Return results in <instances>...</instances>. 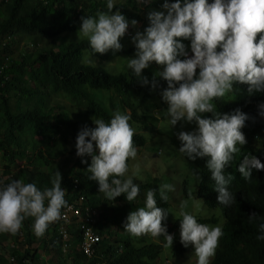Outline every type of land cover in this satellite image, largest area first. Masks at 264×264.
Here are the masks:
<instances>
[{"label":"clouds","instance_id":"clouds-1","mask_svg":"<svg viewBox=\"0 0 264 264\" xmlns=\"http://www.w3.org/2000/svg\"><path fill=\"white\" fill-rule=\"evenodd\" d=\"M136 2L148 4L152 0ZM114 5H118L117 0H105V10L80 17L77 38L87 41L85 59L89 64L95 63L91 59L93 53L111 50L115 54L121 50L120 41L129 26H137V20L128 19L119 8L113 11ZM160 8L149 11L147 26L140 30L139 23L130 36L134 54L126 57L125 67L150 90L157 89L160 80L165 82L159 95L166 104L163 111L168 128L181 122V128L171 134L178 143L168 147L172 146V136L160 131L149 143L151 149L147 143L137 152L132 139L134 129L129 123L131 115L117 110L108 122L92 119L94 127L80 128L75 137V155L81 163H85L84 157H90L87 179L97 183V192L105 200L113 202L123 194L126 201L133 202L140 193L139 183L146 180L139 181L136 175L139 165L128 174L131 159L141 157V161H146V156L152 155L158 158L167 147L169 164L157 163L153 169L157 172L158 165L164 167L162 175H174L175 180L162 183L155 190H143L144 204L128 212L123 230L133 238L162 237L165 248L171 247L174 236L169 233L175 230L174 234L179 236L177 243L183 248L175 256H184L191 245L195 264H210L219 250L225 218L218 208L223 223L211 226L217 222L215 217L197 218L186 211L185 201L189 197L201 199L207 206L203 192L214 191L217 204L228 207L235 197L256 194L254 190L264 193V0H163ZM185 40L189 42L187 47L182 42ZM150 65L158 69L151 80L142 73ZM240 83L247 88L238 97L236 86ZM156 142L159 147H155ZM185 157L189 162L181 160ZM233 165L239 174L229 172ZM186 177L195 180L189 183ZM233 177L239 185L236 191L230 188ZM61 179L56 169L51 186L43 189L22 179L0 182V233L15 235L23 222L31 218L30 227L36 237L43 236L49 225L58 221L57 230L68 240L61 223L69 225L73 217H78L84 222L79 246L91 256L94 245L102 240L99 231L93 230L94 225H99V215L92 216L98 212L86 208L81 215V200L66 206ZM168 200L178 218L175 211L168 215L169 210L157 206V201L162 204L161 201ZM248 221H258L256 239L264 240V220L251 213ZM86 231L96 237L88 251L84 250L88 241ZM72 244L69 242L63 248L69 249ZM14 246L12 243L13 249L18 248ZM6 256L13 262V256Z\"/></svg>","mask_w":264,"mask_h":264},{"label":"trees","instance_id":"trees-1","mask_svg":"<svg viewBox=\"0 0 264 264\" xmlns=\"http://www.w3.org/2000/svg\"><path fill=\"white\" fill-rule=\"evenodd\" d=\"M162 3L163 0L148 4L117 0L113 11L119 8L128 19L141 23L137 28L143 30L148 23L146 14L162 10ZM103 10L105 0H0V168L5 176L0 182L22 179L43 189L51 186L50 180L57 169L65 189L66 206L81 200V215L86 208L98 212L92 216L99 215V225H94L93 230L102 236L101 242L93 247V255L88 256L79 246L84 222L78 217H73L69 225L61 223L73 243L69 249L63 248L69 242L57 230L58 221L38 238L31 230L29 218L17 234L0 233V264H155L161 254L163 246L153 242L151 236L130 237L123 224L130 210L143 206V190L158 189L176 177L162 175L166 170L158 165V173L139 183L140 193L133 202L126 201L123 194L112 202L97 192L95 181L87 179L90 157H84L85 163H81V158L75 155V137L80 128L94 127L92 119L108 122L117 110L131 115L129 123L134 129L132 139L137 152L154 142L160 131L172 136L169 137L172 146L168 147L178 143L171 135L176 130L167 126L163 111L166 106L159 95L165 82L160 80L159 87L150 90L137 82L125 67L126 57L134 54V46L128 43L130 38L126 35L121 38L122 49L115 54L111 50L93 53L91 59L96 64L86 62L87 41L77 38L80 17ZM129 29L136 31L131 25ZM182 42L187 47L189 42ZM156 70L150 65L142 73L151 80ZM246 88L245 84L237 85V96L241 97ZM177 125L180 127V122ZM229 172L239 174L234 165ZM186 180L193 183L195 179L186 177ZM184 188L190 191L187 185ZM230 188L232 191L239 188L234 177ZM254 192L235 197L228 207L217 204L214 191L203 192L207 206L219 208L225 218L219 250L210 264H264V240L256 239L258 221H248L251 213L264 220V193ZM161 203L157 201V206L169 210L168 215L175 211L169 200ZM109 220L119 223L118 232L113 228L115 224L107 228ZM22 233L26 246L19 243L18 248H9L13 256L10 262L2 243L11 236L18 241ZM174 248L176 255L183 252L179 243ZM41 252H45L43 258ZM50 259L52 262L48 263Z\"/></svg>","mask_w":264,"mask_h":264},{"label":"rangeland","instance_id":"rangeland-1","mask_svg":"<svg viewBox=\"0 0 264 264\" xmlns=\"http://www.w3.org/2000/svg\"><path fill=\"white\" fill-rule=\"evenodd\" d=\"M142 10H144V8H142ZM138 25H139V23H137V26ZM132 34H134V32H131V30L128 29V32L125 35H126L127 38H130V36ZM128 43H131L130 39L128 40ZM152 64H155V62H153ZM156 67L158 68L159 66L156 65ZM104 98H108V96H104ZM158 103L161 105L160 101H158ZM164 105H166V104L164 103ZM180 125H181V122H180ZM180 128L181 127H179L178 125L173 127L174 130H178ZM183 131H185V130H183ZM155 147H159V144L157 142L155 143ZM151 148H152V146H150L148 144V149H151ZM143 150L144 149L142 148V151ZM181 160L189 162L187 157H185L183 159L181 158ZM168 161L169 160L167 159V151H166V149H163V152H162L161 156H158V158H153V155H152V157H147L146 156V161H141V157H139V158L136 157L135 160L131 159V161H130L129 173L128 174L131 175L133 172H135L136 171V166L139 165V170H138V172H136V175H137L139 181L144 180V179L146 180L148 178L153 177V172L155 171L153 168H155V165L157 163L162 165V166H166ZM4 178H5V176L1 175V168H0V181H1V179H4ZM171 193L172 192H169L168 195H170ZM185 205H186V211L196 215L197 218H202L203 219V218H206V217H209V216L210 217H215L217 222H216V224L211 225V226H215V225H220L221 226L222 225L223 218H222L220 210L218 208L213 209V208L204 206L201 199H193V198H190V197H189L188 201H185ZM171 206L175 207L176 204L172 202ZM174 216H178V212L177 211L174 212ZM113 224H115V227H113L114 230L116 232H118L119 223L117 221H115V223H112L110 220L107 221V228L111 229ZM174 232H175V230L173 232H170V233L168 232L169 234H173V236H174L173 243H172L170 248H165L163 246V242H162L163 238L162 237L159 238V240L154 239V238L152 239L153 242L159 243V244H161L163 246L161 254H160L159 258H158V261L155 264H195V259L196 258H195L194 252H192L191 245L189 247H187V251H186V254L184 256L183 255H180V256H175L174 255L175 244L179 241V236L174 234ZM22 234L20 235V237L17 238L18 241H15L12 238V236H11V237L8 238L9 240L8 239L4 240L2 245L6 249L8 247L11 248L12 247V243H15L14 244L15 246H18L19 243H22L23 246H26L25 242L23 241L24 233H22ZM68 242H70V244H72V240L70 241V239H69ZM4 253L6 255H9L10 251L5 250ZM44 253L45 252H41L42 258H43V255H45ZM51 262L52 261L50 259L48 261V263H51Z\"/></svg>","mask_w":264,"mask_h":264},{"label":"built area","instance_id":"built-area-1","mask_svg":"<svg viewBox=\"0 0 264 264\" xmlns=\"http://www.w3.org/2000/svg\"><path fill=\"white\" fill-rule=\"evenodd\" d=\"M62 217H64V215H62ZM85 237L88 238V241L84 244L85 245L84 246V250L88 251L90 243L93 242L96 239V237H93L92 234L89 231L85 232Z\"/></svg>","mask_w":264,"mask_h":264}]
</instances>
